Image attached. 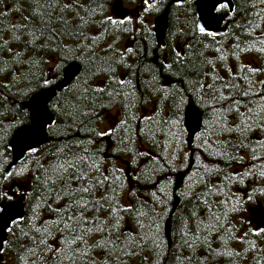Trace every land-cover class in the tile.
Segmentation results:
<instances>
[{"label":"trees","instance_id":"obj_1","mask_svg":"<svg viewBox=\"0 0 264 264\" xmlns=\"http://www.w3.org/2000/svg\"><path fill=\"white\" fill-rule=\"evenodd\" d=\"M109 1L39 0L41 8L33 0H0V44L8 42L0 51V204L10 201L7 196L25 197L23 217L7 231L1 264H264V232L254 234L264 229V3L232 0L231 12H218L226 15V32L208 36L197 28L191 1L158 0L150 15L170 3L164 46L139 28L122 50L117 42L129 33L110 22ZM73 61L79 75L48 105L50 142L31 158L26 153L5 179L8 140L29 123L22 103L45 88V79L54 80L49 86L60 80ZM164 78L171 85H163ZM177 91L186 103L173 124ZM213 94L216 101L209 99ZM189 98L202 113L190 144L183 126ZM112 110L119 116L112 135L97 136ZM121 119L126 123L118 126ZM65 145L93 154L108 176L102 187L75 191L81 183L97 184L94 170L86 181L71 183V195L62 181L45 179L35 161L54 160L48 153ZM24 169L30 171L21 176ZM179 172L184 178L174 192ZM129 206L133 210L125 211ZM81 235L86 243L65 245Z\"/></svg>","mask_w":264,"mask_h":264},{"label":"snow or ice","instance_id":"obj_2","mask_svg":"<svg viewBox=\"0 0 264 264\" xmlns=\"http://www.w3.org/2000/svg\"><path fill=\"white\" fill-rule=\"evenodd\" d=\"M34 4H37L39 7L43 8L45 7V5L40 4L39 0H33ZM262 3H264V0H261ZM143 4L145 5L144 7V11H149L150 9L154 8L155 5L152 3V0H143ZM49 7H51V5H49ZM65 7H70V5H66ZM226 7L225 4L219 3V0H216L215 3H213L211 5L210 8H208L207 10V15L209 16L210 19H215V17L212 16V12H221L224 8ZM33 15L34 16H39L40 19L43 18L42 14H38L35 10V8L33 9ZM50 15V13H49ZM110 22L113 24H117V23H124L123 20L121 21H116V20H112L111 18H109ZM197 27L199 28L200 32L202 34L208 35V36H214L215 33L213 32H206L205 31V27H200L199 25H197ZM23 29H18V31H22ZM2 31V30H0ZM31 35L33 36V38L35 39V32L31 33ZM13 39L18 40L19 37L18 36H14ZM33 39V42H34ZM7 41H5L4 44H0V51H3V49L6 47L7 45ZM28 43V42H26ZM128 51H131V49L129 48ZM60 60V62H63V58L60 57L58 58ZM53 64L55 65V68L58 70L60 68V63H56V61H53ZM165 67L167 68L168 66L165 65ZM249 71H254V69H249ZM51 83H54V80L50 81L48 79H45L43 81V87L47 88L49 87V85ZM121 84H123V80L120 81ZM262 84H264V81H261ZM5 87H7V85H5ZM200 87L202 88L203 85H200ZM214 85L213 84H209L208 85V89L209 92H212L214 90ZM225 87H227V85H225ZM98 91H103L102 89H98ZM195 91H199V89H195ZM121 93L117 92L116 95L119 96ZM175 95L177 97H180V99L177 101L173 102V106L175 107L176 111L173 114L174 118L171 121V123L175 124L176 123V119L175 117H177L179 115V111H180V106L184 105L186 103V100L181 97L180 93L177 91L175 93ZM203 96H209L208 92L202 93ZM244 95H248L247 92L244 93ZM209 99L211 101H216L218 98L216 95H211L209 97ZM221 99H223V97H221ZM262 100H264V97L261 98ZM114 102V98L112 101H110L109 103H113ZM189 103V105L191 104L190 98L187 101ZM204 100H201V103H204ZM48 104V99H47V94L46 93H39L37 95H34L31 99V104H30V108H31V125L30 126H25V125H21L17 131H16V138L18 143L21 145L22 148H27V155L31 158L36 152L37 149L35 147H33L32 145L36 142H38L37 138L42 136L44 133V129H45V125H47V127L49 129L52 128V122L50 120V117L48 116L47 113V109H46V105ZM209 106H211V104H209ZM58 107V105H57ZM259 107H261L262 110H264V103H261L259 105ZM108 119L111 121L112 117H108ZM145 119H152L151 116L145 117ZM185 119L186 121H190V122H194L197 126H199V115L198 113H196L194 110H192L191 108L189 109V111L185 114ZM114 123V121H112ZM126 123V121L124 119L120 120V125L118 126H123ZM163 123L167 124L169 123V121H164ZM114 129H109L108 131H98L96 132V135L99 137H104V136H110L112 135ZM143 131V130H142ZM165 135H167V133H165ZM200 137L197 136V140H199ZM123 142V141H121ZM89 144L92 143V141L90 140L88 142ZM77 147H81V145H77ZM67 149V151H66ZM97 151H103V149H97ZM83 152L84 153H89V150L87 148H83ZM49 156H54L55 159L54 160H47L46 162H42V159H37L35 161L37 167L39 169L43 170V173L45 174V179L46 180H51L53 183H56L57 181H62L64 188L63 190L65 192H68L69 195L73 194V190L71 189V183L73 181H86L88 176L90 175V173L94 170L96 173H98V176H94L93 180H96L97 184L96 185H91L90 187H85L82 183L78 184L77 188L75 189L76 192H90L91 187H96V186H103L104 182L108 180V176L105 175L103 172H101V168L99 163H97L94 158H93V154L89 153L87 156H85L84 154H82L81 152H73L71 150V147L69 145H65L64 148H60L57 150V152L55 153H48ZM27 171H30V169H24L20 172L21 176H24L26 174ZM53 173H55V175H53ZM11 175V174H9ZM8 177L6 176L5 179H7ZM4 195H7L6 193ZM2 198V197H0ZM8 200H11L12 197L11 196H7ZM81 200H83V197L80 198ZM77 203L79 204L80 208H84L85 205L83 203H80L79 201H77ZM72 205L69 204L68 208L65 211H68L69 209H71ZM102 207V205H101ZM125 211H132V206H129L127 209H124ZM73 217L70 215L68 216V220H71ZM9 219L11 220L12 224H16L17 221L12 219L11 216H9ZM119 222H117L118 224ZM65 229H67L69 227V225L67 224V222H65L64 224ZM138 227L143 228L142 224H139ZM36 231H39V229H36ZM260 232H264V229H261L259 232H256L254 234L259 235ZM77 240H79L80 242L86 243L84 236H77L75 237L72 241H64L65 245L70 246L72 243H75ZM33 243H35V241H33ZM40 243H43V240L40 241ZM115 243V242H113ZM74 251V250H73ZM57 254H59L61 252V249H56ZM127 255H134L133 252H128L126 253ZM82 256H87V252H83L81 253ZM67 259H71L72 258V254L71 253H67L66 257Z\"/></svg>","mask_w":264,"mask_h":264},{"label":"water","instance_id":"obj_3","mask_svg":"<svg viewBox=\"0 0 264 264\" xmlns=\"http://www.w3.org/2000/svg\"><path fill=\"white\" fill-rule=\"evenodd\" d=\"M191 1L194 8V15L196 19V25H199L200 27H205L206 32H213L215 34H221L226 32V27L224 25V21L226 19V15L219 14L218 12L213 11L212 16L215 17V19H210L207 15L208 8L211 7L213 3L216 2V0H171V3L174 4H182L184 2ZM219 3L225 4L228 8L229 12L233 9L232 0H219ZM169 6L166 5L164 10L154 17L153 19V36L155 39V42L158 46L163 47L165 42V34L167 31V23H168V14H169ZM114 14L119 19H124L128 12L123 10L122 6L119 2L114 3L113 6ZM198 28V27H197ZM199 30V28H198ZM182 54V51H181ZM156 60V57L154 58V61ZM81 71V66L78 62L73 61L69 63L63 70L61 74L60 80H58L55 84L52 86H49L47 88L41 89L35 94H33L27 101L22 103V110L26 111L29 118V123L25 126L31 125V99L34 95H37L41 92L47 94L48 104L46 105L48 116L50 117L51 122H54V116L49 111L48 105L51 102V100L56 96L57 93L61 92L65 88H67L72 82L75 80V78L79 75ZM163 85L169 86L171 85V81L168 78H164ZM194 110L199 115V126H197L194 122L186 121L185 114L189 111V109ZM202 124V113L201 111L194 105L192 102L189 105V103L186 105L184 112H183V126L186 130L187 137L186 140L190 144L195 134L200 130ZM19 128V127H18ZM16 128L7 144V149L11 154V160L9 164L7 165L5 171H4V178L9 176L10 172L13 171L17 165L24 160L25 155L27 153V148H22L21 145L18 143L16 138ZM48 127L45 125L44 133L42 136L38 137V142L34 143L32 146L36 149H39L45 145H47L51 138L48 136ZM128 167V165H127ZM129 169H127L128 172ZM184 173L179 172L176 175L175 179V187L174 192L178 190L183 182ZM15 185V184H14ZM19 191L24 190L23 185H18ZM178 205V199L174 198L172 212L176 209ZM25 211V197L23 194H20L18 197L10 200V201H3L0 204V264L3 261V256L1 254L3 244L7 239V231L12 225L11 220L9 219V216H11L14 220H19L23 217ZM172 213H170V216ZM164 235L165 238L170 244V217L166 220L164 224Z\"/></svg>","mask_w":264,"mask_h":264},{"label":"rangeland","instance_id":"obj_4","mask_svg":"<svg viewBox=\"0 0 264 264\" xmlns=\"http://www.w3.org/2000/svg\"><path fill=\"white\" fill-rule=\"evenodd\" d=\"M123 1V6L125 9L129 10L131 12V16L128 20L124 21V23H118L117 28L119 27H125L128 30L129 35L124 38H120L118 43V48L124 50L126 47H129L132 44V41L134 40V33L139 30V28L149 29L152 31V24H153V18L154 15H150L149 12L152 11L150 9L149 11H144L145 5L143 4V0H133V3L127 4L125 0H110L108 4L110 6L108 7V16H113V6L114 3ZM158 0H152V3L155 5V3ZM114 17V16H113ZM135 31V32H134ZM113 42H109V44H112ZM108 117H112V120L110 121ZM119 116L117 110H112L109 113H106L104 116V120L102 121L100 125L101 131H108L110 128H113L117 122H118ZM114 121V123L112 122ZM126 167V166H125ZM125 167L122 168V170H125ZM127 176H131V172L128 171ZM129 180V179H128Z\"/></svg>","mask_w":264,"mask_h":264},{"label":"flooded vegetation","instance_id":"obj_5","mask_svg":"<svg viewBox=\"0 0 264 264\" xmlns=\"http://www.w3.org/2000/svg\"><path fill=\"white\" fill-rule=\"evenodd\" d=\"M119 3H120V5L122 6V8H123V10H125L126 12H128V15L124 18V19H119V18H117L116 16H115V14H114V10H113V16H110V18L112 19V20H116V21H121V20H123V21H126V20H128L129 18H130V16H131V12L129 11V10H127V9H125L124 8V6H123V1H119ZM126 3L127 4H129L130 5V3L129 2H127L126 1ZM131 3H133V0H131ZM118 24V23H117ZM116 24V25H117ZM163 58H165V55H164V57Z\"/></svg>","mask_w":264,"mask_h":264},{"label":"bare ground","instance_id":"obj_6","mask_svg":"<svg viewBox=\"0 0 264 264\" xmlns=\"http://www.w3.org/2000/svg\"><path fill=\"white\" fill-rule=\"evenodd\" d=\"M138 33V32H137ZM142 33V32H141ZM53 100V99H52ZM24 103V102H23ZM54 116V115H53ZM176 198V197H175ZM169 217V216H168Z\"/></svg>","mask_w":264,"mask_h":264}]
</instances>
